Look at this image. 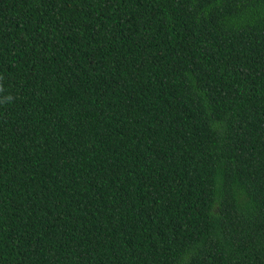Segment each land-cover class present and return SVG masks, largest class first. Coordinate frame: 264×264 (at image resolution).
<instances>
[{
    "label": "trees",
    "instance_id": "16d2710c",
    "mask_svg": "<svg viewBox=\"0 0 264 264\" xmlns=\"http://www.w3.org/2000/svg\"><path fill=\"white\" fill-rule=\"evenodd\" d=\"M0 264H264V0H0Z\"/></svg>",
    "mask_w": 264,
    "mask_h": 264
}]
</instances>
